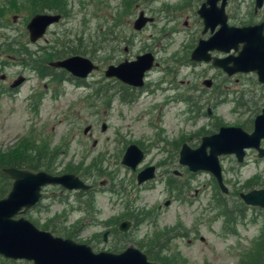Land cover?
Returning <instances> with one entry per match:
<instances>
[{
  "label": "rangeland",
  "instance_id": "rangeland-1",
  "mask_svg": "<svg viewBox=\"0 0 264 264\" xmlns=\"http://www.w3.org/2000/svg\"><path fill=\"white\" fill-rule=\"evenodd\" d=\"M33 1L0 0V156L10 154L11 158L28 161L56 151L53 165L58 174L76 166L92 167L91 159L99 156L95 166L113 178V186L107 181L99 187L98 183L105 179L99 177L94 182L93 200L85 206H79L65 192L56 197L61 192L59 187H45L39 205L21 216L39 230L51 233V229H63L67 237L51 234L86 244L94 253H119L130 246L145 254L147 247L150 255L159 259L147 257L146 253L147 260L159 264H254L253 248L260 250L259 244L263 242V211L249 207L246 210L242 205L240 208L235 195L233 199L227 198L226 209L218 207L207 173L190 176L191 189L183 196L186 200H175L179 195L172 193V201L163 207L162 201L170 200L161 189L163 185L157 184L152 190L136 189L134 175L119 164L120 154L118 158L115 155L119 146L142 145L145 163H159L171 157L167 170L184 171L186 168L180 167L176 159L181 141L196 148L202 136L215 133L218 126H229L244 107V100L235 104L234 98L245 91L259 93L260 85L249 74L229 79L222 73L217 75L208 64L189 60L192 39H188L186 32H194L190 22H195V15L192 12L185 18V14H178L182 0H46L63 5L68 16L50 26L44 40L29 44L24 28L31 16L28 4ZM134 3L140 4L153 21L130 35L128 29L136 16L132 10ZM252 9V0H230L226 11L237 18L231 25L255 24L264 19V2L256 15ZM121 37L129 39L126 53L121 50L124 44L119 49L114 46ZM16 48L26 49L33 58L11 54ZM58 51H65L62 58L83 56L101 69L78 84H56L59 72L55 78L56 72L44 68L43 76L51 75L50 81L54 82L36 76L34 69L39 72L40 68L37 63ZM142 52L151 53L154 64L145 72L137 95L122 102L119 95L128 92L101 82L106 81L102 62L111 56L114 63L124 56L134 60ZM17 75L26 81L13 94L8 85ZM204 78L215 80L214 89L229 92L216 100L206 98L200 88H204ZM105 101L107 107L103 106ZM101 123L106 127L103 133ZM87 125L91 126L90 137L82 135ZM92 140L96 141L94 147ZM248 155L249 159L234 176L238 182L258 179L264 183V160L256 163ZM220 166L225 172L235 167L230 157L223 159ZM119 183H124V190ZM126 183H133V187L125 188ZM196 188L199 189L194 195L192 189ZM156 205L160 207L157 214L152 210L144 222L102 241V234L122 215L143 209L142 217L143 212ZM163 231L168 240L158 243L159 236L153 237ZM69 233L72 236L68 237ZM6 260L0 257V264L29 263Z\"/></svg>",
  "mask_w": 264,
  "mask_h": 264
},
{
  "label": "water",
  "instance_id": "water-1",
  "mask_svg": "<svg viewBox=\"0 0 264 264\" xmlns=\"http://www.w3.org/2000/svg\"><path fill=\"white\" fill-rule=\"evenodd\" d=\"M205 0L198 10L203 20L204 30L212 31L216 24L220 27L205 42L199 41L196 50L191 54L194 61H211L228 75L234 72H255L258 80L264 83V36L261 34L262 25L246 28L227 27L224 21L223 7L225 0ZM257 1V0H256ZM207 6V7H206ZM259 7V3L255 4ZM141 16V15H140ZM58 15L36 14L30 18L25 28L30 42H35L45 32L46 28L57 22ZM146 19L138 18L134 29H140ZM242 47L236 56H226L223 59L209 58L206 53L218 50L227 53ZM209 46V47H208ZM234 52V51H233ZM150 54L136 56L133 61H123L115 66H108L104 71L105 77L138 87L141 86L143 73L151 66ZM48 66L63 69L77 78L86 77L92 70H97L88 59L81 56H70L62 60L52 61ZM21 81L19 78L15 85ZM88 128L83 130V133ZM264 137V110L253 122V131L244 133L237 128H220L217 134L201 138L200 145L190 150L186 145L181 147L178 163L189 171H205L212 175L222 192L226 189L221 184L219 155L234 154L241 159L244 148H254L258 156H264V150L259 149V141ZM207 149V153H206ZM142 153L134 145H129L120 163L131 170L141 160ZM152 167L138 174V182L152 178ZM2 173L12 181L5 197L0 199V256L13 261H26L31 264H158L149 262L146 256L134 247H126L119 253L100 251L94 253L85 244L76 243L70 239L53 236L51 233L37 229L33 224L19 214L34 206L40 198V189L46 185H58L71 190H85L77 177L71 174L50 175L45 172H29L16 168H4ZM245 205L264 210V189L253 190L240 195ZM128 224L119 225L120 231H125ZM105 241V235H103Z\"/></svg>",
  "mask_w": 264,
  "mask_h": 264
},
{
  "label": "flooded vegetation",
  "instance_id": "flooded-vegetation-1",
  "mask_svg": "<svg viewBox=\"0 0 264 264\" xmlns=\"http://www.w3.org/2000/svg\"><path fill=\"white\" fill-rule=\"evenodd\" d=\"M229 1L230 0H225V5L223 7V15H224V21H225L226 26L240 29V28L252 27V26H255V25L263 24L262 25L261 34L264 36V19L261 20L258 23H255V24H250V23H247V22H239L238 24L231 25V23L237 21V18L234 15L228 14V12L226 11ZM232 1H234L235 3H238L240 0H232ZM181 2H183L184 4L178 7L177 12H178L179 15L185 14V18H188V14L192 13V12L195 15V19H194L195 22L194 23L190 22L191 26L194 28V32L193 33L186 32L188 39L189 38L192 39V42L189 44V46H191V49H192L190 54H189V60H191L193 62H197V63L208 64L212 69H214V71L217 72V75L222 73L223 75H225L229 79L231 77H233V76H236V75L249 74L256 81V77L254 75L255 73L234 72L233 74H231L229 76V75H227L226 72H224L219 67H214L211 64V61L203 62V61H194L193 59H191V54L196 50L198 42L199 41H202V42L207 41V39L213 33L218 31L220 25L216 24V26L213 28L212 31H209V29L204 30L203 20H202V18L199 16V14L197 12L200 9L201 5L205 4V0H182ZM263 2H264V0H257V1L256 0H252V4H253L252 13L254 15H256L258 11L262 10ZM219 3H220V0H218L216 2V6L217 7L219 6ZM257 3H259V5H260L259 7L255 6V4H257ZM132 6H133L132 10L134 12H136V16L134 18L135 20L137 18L141 17V16H144L145 18L151 19L153 21L152 17H149V16L145 15V13L142 11V9L140 7L141 6L140 4L134 3V5L132 4ZM193 8H194V10H193ZM132 10H130V13H132ZM42 11L44 12L45 10H42ZM46 13L60 15V20L64 19L65 17L68 16L67 13H66L65 7L63 5L61 6L59 4L56 5V11L53 10L51 12H46ZM134 19L132 20V22L135 21ZM191 19H193V18H191ZM183 25L187 26V22L184 21ZM183 29H185V28H183ZM128 31L130 32V35H132L134 32L135 33L137 32L136 30H134L132 28V24H131L130 28L128 29ZM43 38H44V36L41 38V40H44ZM118 41H120V42H118L116 45H114L115 49L116 48L119 49V46L124 44V46L121 48V50L126 53L127 50H128V44H129L128 41H129V39L121 37V38H118ZM241 47H242V44L239 43L237 45V49L236 50L230 49L229 52H227L226 55L223 54L224 52H220V51L214 50V49L211 50V51H207L206 55L209 58L223 59L226 56H228L229 54H231V56H234V52H235V54H237V52L240 51ZM144 54H150L151 57H152L151 66L147 70V71H149L151 69V67L153 66V64H154L153 56H152L151 53H148V52H144V53L142 52L139 55H144ZM136 56H138V55H136ZM136 56H134V58ZM111 57H110V59L107 57L105 59L104 63L102 62V64H104V67L101 70L102 71V75L104 74V70L103 69L108 67V66H115L118 63L123 62V61L130 62V61L133 60V59H130L129 57H125L124 56V57H120V60H118V61H116L114 63V61L112 60ZM12 64L13 63H10L8 66L11 67ZM99 69H101V68L99 67L98 70ZM53 71L56 72L54 74L55 78L57 77L58 72H59V78H58L56 84H62V83L78 84V83H81L83 81V79H85V78H83V79L76 78V77H74L72 75H69L64 70H61V69H53ZM147 71H145V72H147ZM35 72H36V76H38V77H40V75L43 76V68H39V72L36 69ZM47 72H49V71H47ZM63 74H65V75L63 76ZM19 76L20 75H17L18 78L16 77V79H13L12 82L8 85V88H9L10 92L13 93V94H14L15 90L26 81V78L23 77V80L19 84L15 85L16 81L19 79ZM43 77L48 78V81H50L49 79H52L51 75H45ZM103 77H104V75H103ZM2 80H4V78ZM104 80H106V81H101V82H106L108 84L109 83L114 84L115 86L119 87L120 90H124V91L128 92V93H126V95H119L118 98L122 102L126 101L127 99H129L130 95H133V96L137 95L136 93H138L140 91L138 89H140L143 86V84H142L140 87H134V86L125 84V83L117 80L114 77H108V78L104 77ZM50 82L52 83L54 81H50ZM214 82H215V80L213 78H211V79L204 78L201 81V85L204 86V88L203 87H200V88L204 92L205 96H207L206 98H211L213 100H216V98L225 96V94H227L229 91L227 89H224V90H220L218 88L214 89V84H213ZM259 85H260V88L262 90L259 93H256L254 91H245L243 93L238 94V96H236L234 98L235 104H236L237 100H244V107L242 108V112L236 114V117L234 118L233 122L231 124H229V126H218L217 129H216V132L212 133L210 135L217 134L219 129L223 128V127L237 128V129L242 130L246 134H250L252 132V130H253V122H254L255 118L258 115H260L263 112V110H264V83L263 84L260 83ZM95 98L98 99V95ZM108 105H109L108 101H105L103 103L104 107H107ZM206 113H207V115H209V113H210V110L208 108L206 109ZM105 130H106V127H104L102 124H100V132L103 133ZM90 132H91V126L88 125V130H87L85 135L90 137ZM184 142L185 141H183V142L181 141L179 147L177 148V152H176L177 164L180 167H185V166L180 165L178 163L179 152L181 150V147L183 145H185ZM119 144H121V142ZM95 145H96V141L92 140L91 146L94 147ZM129 145L130 144H128L126 146H121V147L119 146L116 149L118 154L115 155V156H117V158H118V155L120 154L119 155L120 156L119 157L120 158L119 164L121 166L125 167L126 169H128L132 173V175H134L133 176V183L135 185V188L138 189V190H140V189L152 190V189H154L155 185H157V184L161 185L162 184L163 187L161 189H164L163 193L167 194L170 197V200L162 201V206L163 207L168 206L169 202L172 201V199H173V197L171 196L172 193H175L176 195H179V197H174L175 200L182 201V202H183V200H186V198L183 197V196H185V195L187 196V193L191 189L190 185H189V182H188V180L190 179V176H197V175H200V174L202 175L203 173H205V172H201V171L190 172V171H188V169L186 167H185L186 170H184V171H177V170H170L169 171V170H167V163L169 161H171V159H172L171 157H167L165 160H162V162H159V163H153V162L145 163L144 162L145 161L144 151L142 150V145H138L137 146L136 144H132V145H134L136 148H138L141 151L142 158L136 164L134 170H130L128 167H126V166H124V165H122L120 163L121 158H122V156L124 154V151L126 150V148ZM259 147L262 150H264V138L259 141ZM191 150H194V148H191ZM55 153H56V151L53 152V154H55ZM248 154L252 155V158L254 159V161L256 163H260L262 160H264V157H259L258 156V152L256 150H254V148H252V149L244 148L242 150V156H241V159L239 161L237 160V157L234 154L219 155L218 156V161L220 163L222 162L223 159L230 157L231 161L234 163V166H235L234 168H231L229 170V172H225L221 168V172H220L221 183L226 188L227 193H222L220 191L219 186L216 183L215 179L212 178L210 174H207L208 176H210L211 183L213 185L214 190L216 191L215 203L218 205V207L226 209V205L229 204V201L227 200V198L229 197L230 199H233V195H235V198L237 199V201H239L240 206L242 205L243 207L246 208V210L249 209V208H255V209H258V210L260 209L258 207L245 205L243 203V201L241 200L240 195L241 194H246V193L251 192L253 190L264 189V183H262L258 179H256V180L247 179V180H245L243 182H238V179H236V177L234 176L235 175V171L240 169V168H242V165L249 159L248 158L249 157ZM98 157L99 156H96L94 159H91L90 164L92 165V167L82 168V166H76V167H72L71 169H67L66 172H64V174H71V175L77 177L84 185H86L88 187L87 189L68 192V191H66V190H64V189H62V188H60L59 186H56V185H54V186L53 185L44 186L41 189V196H40V198L38 200V203L34 207L39 205L41 199L43 198L42 197V190L45 187H59L61 192H59L56 197H58V196L62 197L64 192H65L68 196H71L73 200L76 199V202H77V204L79 206H85V205L88 204V200H93V197H94V193L93 192H94V185H95L94 182L99 177L105 178V179H103L102 181H100L98 183L99 187L104 186L107 183V181L109 182V185L113 186V184H112V179L113 178L112 177L109 178L108 173L102 172L100 170L101 167L98 169V167L95 166V160H97ZM100 158H102V155H100ZM53 161L50 162L51 164L49 165V167L45 166L44 164H42L41 168L44 169V170H41V171H43V172H45L47 174H50V175H60V174L57 173V171H55V167L53 165ZM102 163H103V161H102ZM44 167H47V169H45ZM149 167L153 168L152 172H151L152 178L138 182V174H140L143 170H145L146 168H149ZM158 173H159V175H158ZM61 174H63V173H61ZM226 176H229V177H226ZM231 176L234 177V178L231 179L230 178ZM133 183H126L125 184V188H132L133 187ZM150 183H151V186H150ZM123 184L124 183H119V187L122 190H124ZM240 184H241V186L238 187V185H240ZM200 187L203 188V187H205V185L200 184ZM198 189L199 188L192 189L194 195L196 194ZM180 197H182V198H180ZM242 206L240 208H243ZM141 210H143V209H136V210L133 209L129 213H126L125 215H122V217L117 219L115 223L109 225V227H108L109 229H107L102 234V241H103V235H105V237H107V236H115L116 237V236L120 235V233L127 232V230L130 229L132 226H135V225H137V224H139L141 222H144L146 220V217H148V214L152 213V210H153V213L157 214L158 211L160 210V207H159V205H156V207L154 209H149L146 212H143L142 217H140L141 216V212H140ZM260 210L264 212L263 209H260ZM229 212L231 214V211H229ZM230 214H229V216H230ZM123 222H126L128 224V226H127L125 231H120L118 229V227ZM157 236H159V238H160L158 243L159 242L162 243V242L168 240L167 232H165V231H163L162 234L155 235L153 238L156 239ZM145 248H146V251H144V253L145 254L146 253H150V250H148L147 247H145ZM253 250H257V249L254 247ZM262 252H264V248L262 249ZM260 264H264V263H260Z\"/></svg>",
  "mask_w": 264,
  "mask_h": 264
},
{
  "label": "trees",
  "instance_id": "trees-1",
  "mask_svg": "<svg viewBox=\"0 0 264 264\" xmlns=\"http://www.w3.org/2000/svg\"><path fill=\"white\" fill-rule=\"evenodd\" d=\"M42 3H45V5H42ZM56 5H58V4H56ZM56 5H53L52 3H47V1L46 2H41V1L37 2L36 0H34L30 4H28L29 9H30L29 14L34 15L36 13H40L42 10H54V11H56ZM10 48L12 49L13 47L10 46ZM5 51L10 52L7 49H5ZM11 51H12V52H10L11 54H14V53L17 54L18 53V54H21L25 58H31L33 56L30 53H28L26 49L23 50L22 48H20V49L16 48V50H11ZM68 51H74V50H68ZM64 55H65V51H58L57 53H50L48 55L49 57L47 59H41L42 61L40 63H37V64L40 66V68L50 69L49 67H47L46 63L48 61L61 59ZM35 69H37V68H35ZM17 150H19V149H17ZM10 156H11L10 154H2L0 156V198H2L6 194V192L9 189V186H10V180L8 179V177L6 175H4L1 172V170L3 168L15 167V168H22V169H26V170H30V171H39L42 169L41 168L42 164L49 167V165L51 164L50 162H52L55 158V154H53V153L50 155H43V156L39 154V155H36V157H33V160L30 159L28 161H24V158L23 159L22 158H14V157L11 158ZM44 168L47 169V167H44ZM51 231L54 234L61 235L63 237H67V235L64 236L65 232L61 228H57V229L54 228V229H51ZM70 236H72L71 233L68 234V237H70ZM259 246H260V250H255L257 252V253L255 252L257 255H256V259H255L254 264H259L262 262V260H264V252H262V249L264 248V235H263V242L261 241ZM146 255H147V257L149 255L152 259H157V258H154L152 255H150V253H147ZM157 260H159V259H157ZM10 261H12V260H10ZM5 264H8V263L5 262ZM10 264H13V263L11 262ZM26 264H31V263H26Z\"/></svg>",
  "mask_w": 264,
  "mask_h": 264
}]
</instances>
